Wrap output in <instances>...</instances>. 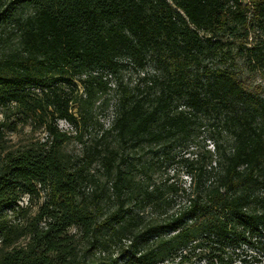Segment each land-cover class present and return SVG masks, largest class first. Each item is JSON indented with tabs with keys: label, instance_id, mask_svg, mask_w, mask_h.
Segmentation results:
<instances>
[{
	"label": "trees",
	"instance_id": "obj_1",
	"mask_svg": "<svg viewBox=\"0 0 264 264\" xmlns=\"http://www.w3.org/2000/svg\"><path fill=\"white\" fill-rule=\"evenodd\" d=\"M17 2L31 12L15 19L19 47L0 58V264L264 263V97L234 70L202 64L220 54L213 34L248 13L264 22V0H0V31ZM250 50L264 65V49ZM122 60L153 70L117 85L109 126L72 164L57 121L77 128ZM212 108L230 141L184 159L187 183L156 181L135 161ZM20 120L41 123L45 138L7 144ZM95 156L102 178L87 167Z\"/></svg>",
	"mask_w": 264,
	"mask_h": 264
},
{
	"label": "rangeland",
	"instance_id": "obj_2",
	"mask_svg": "<svg viewBox=\"0 0 264 264\" xmlns=\"http://www.w3.org/2000/svg\"><path fill=\"white\" fill-rule=\"evenodd\" d=\"M241 1L243 4L249 3L248 0ZM8 10L5 26L0 31V58L5 56L8 51L16 50L19 47L18 37L14 34V22L18 16L29 14L31 7L17 2L12 4ZM250 18L248 13L246 22L235 23V25L231 22L230 26L232 27L230 29L213 34V39L220 42L218 44L220 54L212 58H203L202 64L234 70L245 86L264 97V65L256 63L250 50L254 47L264 49V22H251ZM121 62V67L115 73H109L104 78L109 86L107 92L98 94L90 107L81 110L85 117L78 123L77 128L63 119L57 121L58 127L69 132L71 136L62 148L70 157L72 164H79L87 160V150L98 143V136L103 129L109 126L114 102L118 95L117 85L121 84L126 88H132L136 83L141 82L143 74L153 70L150 63L141 70L128 60ZM78 78L77 75L72 76L73 82L77 85V90L74 92L76 93L74 94L75 99L83 95ZM175 101V105L183 108V99ZM73 111L78 113L76 107ZM11 118L13 119V117ZM194 121L195 123L188 133L177 137L170 143L151 146L153 151L150 153H147L148 149L143 148L132 154L136 162H144L152 179L157 181L169 175L179 182L185 181L187 183V176L183 173L185 170L184 159L190 161L207 150H211L213 140H218L222 144L230 141L231 133L223 125V113H220L216 108L198 113ZM4 137L7 144L16 147L26 145L29 141L38 139L42 141L45 138V131L41 123L37 121L30 123L28 120L26 123H21L20 120L14 129H5ZM106 137L104 143L109 141L113 144V137L111 135ZM87 167L99 174V178H102L101 160L98 157L95 156ZM44 195L45 190H41L40 197L31 201L32 212L37 209ZM26 199V196L23 195L20 202L25 204ZM194 264H205V261L204 259H197Z\"/></svg>",
	"mask_w": 264,
	"mask_h": 264
}]
</instances>
